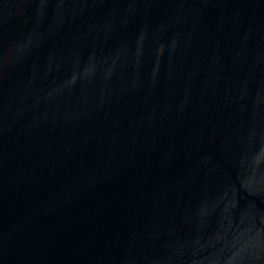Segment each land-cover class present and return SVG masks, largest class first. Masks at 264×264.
Instances as JSON below:
<instances>
[{
    "label": "water",
    "instance_id": "water-1",
    "mask_svg": "<svg viewBox=\"0 0 264 264\" xmlns=\"http://www.w3.org/2000/svg\"><path fill=\"white\" fill-rule=\"evenodd\" d=\"M0 264H264V0H0Z\"/></svg>",
    "mask_w": 264,
    "mask_h": 264
}]
</instances>
